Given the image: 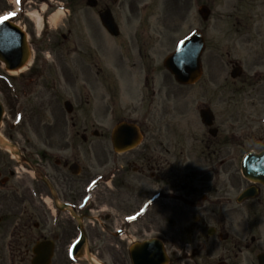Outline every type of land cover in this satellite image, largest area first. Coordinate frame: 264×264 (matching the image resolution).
<instances>
[{
  "label": "flooded vegetation",
  "instance_id": "flooded-vegetation-1",
  "mask_svg": "<svg viewBox=\"0 0 264 264\" xmlns=\"http://www.w3.org/2000/svg\"><path fill=\"white\" fill-rule=\"evenodd\" d=\"M244 1L243 8L252 2L239 0ZM57 2L67 4L71 13L82 0H29V14L46 19ZM219 15L222 26L211 28L208 22L201 27V74L189 84L161 75L162 50L165 40H171L164 37L165 28H135L114 55L112 42L122 36L101 29L106 60L129 58L131 71L123 75L124 65L111 64L102 80H97L103 68L96 32L76 29L73 48L93 76L84 79L81 71L75 76L82 89L75 94V106L80 116L84 112L90 118L77 119L68 131L64 124L29 126V136L20 126L0 128V143L12 145L18 154L0 145V264H32L36 257L49 259L47 264H83L92 257L100 264H130L131 243L155 238L177 242L182 223L189 227L186 239L191 241H199L204 229L221 240L227 217L259 229L264 190L243 185L239 167L247 152L264 148V10ZM30 32L34 35V28ZM47 39L59 42L57 36ZM117 77L128 80L124 90L129 99H122ZM66 79L63 73L44 76L40 88L47 95L42 91L41 99L54 97L59 103ZM29 81L36 87V81ZM38 91L32 89L29 96ZM95 109L110 116L105 145L87 137L96 126L91 117ZM162 109L169 115L165 126ZM126 119L138 125L141 139L116 151L111 130ZM246 188L254 196L241 201ZM257 241L251 236L243 248ZM238 243L232 247L241 253Z\"/></svg>",
  "mask_w": 264,
  "mask_h": 264
},
{
  "label": "rangeland",
  "instance_id": "rangeland-1",
  "mask_svg": "<svg viewBox=\"0 0 264 264\" xmlns=\"http://www.w3.org/2000/svg\"><path fill=\"white\" fill-rule=\"evenodd\" d=\"M9 0H0V19L7 17L8 20H12L21 26L27 33L28 40L32 44L31 46V57L29 59V64L22 69V71L6 72L3 65H0V100L4 106V116L0 126H20L19 129L24 133L26 132L29 136V126L41 129L45 126L46 122L50 123V126H60L64 124L67 131L71 128V123L76 122L77 119L82 120L87 116L86 113L82 112L81 116L75 107V94L79 90V86H76L77 74L81 73L85 75L84 79H87V68L84 62H79V57L74 51V43L76 39V29H81L83 33H89L90 30L97 34V53L100 59L99 66L103 68L102 72H99L97 80H102L101 75L107 74V69L111 67V64L124 65L125 72L123 75L127 76V72L130 71L129 58L126 57L121 60H113L109 62L105 57V41L101 34L100 23L98 17L94 13V9L87 8L84 4L77 6L74 13L67 18L60 17L57 21V26L55 28L48 27V34L45 35L44 42L41 43V47L34 45L33 36L30 32V28L33 27L32 21L29 19V2L26 0H17V7H15ZM186 0H118L116 3H107V0H99V5L96 8L100 9L102 6L109 4L114 15L115 21L117 22L119 28L122 32V37L120 39L109 40L112 42L110 52L113 55L118 51L119 44L122 39H126L130 36L131 32L137 27L141 26H156L165 28L164 37L170 38L172 32H176L177 39L182 37L185 32L192 27L202 26L200 17L197 14V8L200 4L204 3L202 0H189L191 1L189 15L186 16L184 13ZM246 7H242L244 2H239L238 0H209L207 3L211 8V16L213 27L222 26L219 13L228 11H238L240 9L257 11L258 13L264 10V4L261 5L257 0H251ZM176 2V3H175ZM17 8V10H16ZM78 11V12H77ZM14 13L15 15H9ZM34 20V19H33ZM41 20V19H40ZM228 20V19H227ZM223 21V19H222ZM35 26L39 30L40 24L36 21ZM64 24V25H63ZM211 24V26H212ZM51 26V24H49ZM228 25V24H227ZM70 28V33L67 32V28ZM58 28V29H56ZM91 28V29H89ZM178 29V30H177ZM187 30V31H186ZM64 33L67 35V40L62 44V38L59 33ZM54 38L57 36L59 42L52 44L47 38ZM83 36V34H82ZM175 36V35H174ZM37 37V36H35ZM85 41V38H84ZM164 41V39H163ZM172 41V39H171ZM171 41L165 40L166 46L162 50V54L168 53L169 50L173 48V43ZM174 41V40H173ZM47 47L45 48V46ZM102 45V47H101ZM164 51V53H163ZM117 57V55H115ZM41 60L51 61V66H45ZM54 60V61H52ZM79 67H82L80 69ZM161 75H168V72L161 67ZM63 73L68 81L67 85L62 89L59 95V103L55 102V98L44 102L42 98L43 93L47 90L41 89V81L47 74ZM32 77H29L31 76ZM7 80L8 87L1 79ZM119 77L117 80L119 81ZM164 79V78H163ZM162 79V80H163ZM169 82V77L166 78ZM37 82L36 87L29 81ZM128 81L124 79L120 83V88L123 90L124 82ZM97 91H100V82H97ZM37 88L39 94L37 96L30 94L29 92ZM244 89V87H242ZM122 99L129 94L122 91ZM69 98L73 103V112L67 114L63 108V101ZM129 99V98H128ZM49 103V104H48ZM45 106V108H44ZM53 109V113H49L50 107ZM91 117L96 120L97 130L102 133V136L97 138L93 137L88 133L87 137L92 139L101 140L102 145H105L106 139L108 138V130L105 126H109L110 118L104 113V110L100 109L96 112L93 111ZM169 121L168 113H165V109H162V119L161 122L165 126V122ZM98 145V152L101 150L99 141L94 142ZM100 148V149H99ZM102 151V150H101ZM100 154V153H99ZM85 150L82 153V161L85 162ZM243 180V179H242ZM236 216L235 213H232ZM180 218L185 219L183 215ZM238 218L226 219L225 229L228 231L230 237L227 241L221 242L220 240L209 237L205 233V229L201 232L198 237L199 241H191L192 239H186L187 231L189 227L185 223L180 224L177 229V242L166 243V251L171 256V261L169 264H217L220 260H225L227 264H258L256 259V254L260 252L261 249L264 250V223L258 226L259 229L254 230V228L244 220L237 221ZM254 235L257 237L258 241L253 243L248 249L243 248V243L247 242L250 244V237ZM146 237V236H145ZM134 237L131 236V240ZM136 238V237H135ZM197 239V240H198ZM240 241L238 247H241V253L237 247H232L233 241ZM98 261V259H94ZM84 264H90L88 261H83Z\"/></svg>",
  "mask_w": 264,
  "mask_h": 264
},
{
  "label": "water",
  "instance_id": "water-1",
  "mask_svg": "<svg viewBox=\"0 0 264 264\" xmlns=\"http://www.w3.org/2000/svg\"><path fill=\"white\" fill-rule=\"evenodd\" d=\"M88 4L93 6L95 0H88ZM206 18L208 11L203 9ZM102 25L111 33L117 34V26L113 22V17L109 9L99 14ZM203 44L200 35L196 34L193 38L188 39L179 48L178 54L170 56L165 61L167 68L173 72L179 82H187L191 74L199 71V55ZM29 58V50L26 42L25 33L18 26L9 22H0V60L5 63L6 69L13 70L24 66ZM197 75V74H196ZM67 111H71L69 103L66 102ZM2 115V106L0 104V118ZM115 130V139L122 138L123 133L129 131L125 128L126 123H120ZM244 173L252 180L261 182L264 185V152L252 155L247 158L244 164ZM149 242L135 244L131 251L133 254V264H164L166 258L164 256L161 244L158 242L157 251L153 255H149L148 250L151 245ZM155 244V243H153ZM155 250V248H153ZM136 254V255H134ZM260 263L264 264V255L259 256ZM36 261V260H34ZM40 261V260H39Z\"/></svg>",
  "mask_w": 264,
  "mask_h": 264
},
{
  "label": "clouds",
  "instance_id": "clouds-1",
  "mask_svg": "<svg viewBox=\"0 0 264 264\" xmlns=\"http://www.w3.org/2000/svg\"><path fill=\"white\" fill-rule=\"evenodd\" d=\"M47 6H45L44 10L46 11ZM66 14L65 5L61 2L59 3L56 11L52 13L51 27L55 28L57 26V18L63 17Z\"/></svg>",
  "mask_w": 264,
  "mask_h": 264
},
{
  "label": "bare ground",
  "instance_id": "bare-ground-1",
  "mask_svg": "<svg viewBox=\"0 0 264 264\" xmlns=\"http://www.w3.org/2000/svg\"><path fill=\"white\" fill-rule=\"evenodd\" d=\"M60 17H58L57 18V21H58V19H59ZM49 19V21L51 22V20H52V15L48 18ZM38 23H40V22H38ZM21 70V69H20ZM95 263V262H94Z\"/></svg>",
  "mask_w": 264,
  "mask_h": 264
},
{
  "label": "snow or ice",
  "instance_id": "snow-or-ice-1",
  "mask_svg": "<svg viewBox=\"0 0 264 264\" xmlns=\"http://www.w3.org/2000/svg\"><path fill=\"white\" fill-rule=\"evenodd\" d=\"M9 15H15L14 13H11V14H9ZM5 18H7V17H5Z\"/></svg>",
  "mask_w": 264,
  "mask_h": 264
}]
</instances>
